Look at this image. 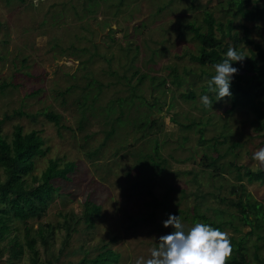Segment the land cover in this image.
Masks as SVG:
<instances>
[{
	"label": "rangeland",
	"instance_id": "rangeland-1",
	"mask_svg": "<svg viewBox=\"0 0 264 264\" xmlns=\"http://www.w3.org/2000/svg\"><path fill=\"white\" fill-rule=\"evenodd\" d=\"M229 7L227 0H0V119L8 117L2 133L11 141L21 125L43 136L47 153L35 158L25 177L30 184L52 160L60 168L76 163L67 180H52L60 191L45 215L28 224L11 218L10 237H18L24 250L11 260L6 251L1 264H75L95 257L105 243L120 253L117 264H136L151 256L161 235L175 230L163 224L169 213L179 215L186 230L199 221L229 238H245L250 264H263L254 253L259 244L264 257L256 235L264 230V183L238 180L229 163L264 168L254 158L264 138L248 109L229 110L230 98L215 101L211 93L213 107L203 106L210 79L203 69L214 74L215 65L191 57L200 45L188 24L204 31L205 9L220 21L233 18L240 36L239 25L246 24L249 37L264 45V20L234 17ZM241 47L248 55L254 48L245 40ZM189 92L195 97L184 96ZM45 111L60 114V124ZM149 118L156 120L153 128L143 127ZM201 128L207 142L200 140ZM235 141L240 144L233 148ZM157 142L159 164L139 167L146 155L155 156ZM205 153L217 157L215 165L206 164ZM234 186L241 209L232 205ZM87 198L101 204V214L92 228L81 218L65 242L64 214L81 216ZM197 205L208 219L194 217ZM27 237L36 240V254Z\"/></svg>",
	"mask_w": 264,
	"mask_h": 264
},
{
	"label": "trees",
	"instance_id": "trees-1",
	"mask_svg": "<svg viewBox=\"0 0 264 264\" xmlns=\"http://www.w3.org/2000/svg\"><path fill=\"white\" fill-rule=\"evenodd\" d=\"M229 1V10L231 14L236 17L241 15L243 19L248 21H262L264 20V1L263 0H227ZM262 1V4L259 2ZM223 3V2H221ZM251 4V5H250ZM228 10V9H226ZM204 23L206 29L202 31L200 26H197L194 22L188 24V28H191L195 34V38L199 41V52L193 54L191 57L194 61L200 65H215L223 57L226 56L227 49L230 45H234L237 50L243 52L241 44L243 40L247 44L254 46L251 49L250 55L244 53L246 56L244 60L233 62L235 66L239 68V72L235 74V78L231 85V91L233 95L230 98L231 105L229 110L234 111L236 108L248 109L253 114L251 119L254 130L261 134L264 138V45L262 43L255 42L249 37L250 29L244 23L239 26L244 29V36H240L238 25L234 23V19H228L226 22L218 20L212 11L205 9L204 11ZM210 77L213 75L207 70H204ZM137 74V73H136ZM175 79L178 78L174 73ZM139 82L144 79V75L139 77ZM177 84H181L178 79ZM176 82V81H175ZM209 83V82H208ZM208 83L204 88V92H208ZM7 83L1 85L7 86ZM213 94V93H212ZM211 95V93H210ZM187 98H194L195 92H189L184 94ZM213 97V95H211ZM133 97V96H132ZM23 114V112H18ZM45 116L54 121L57 125L60 124V114L54 112H44ZM8 117L0 119V166L4 168L6 178L0 180V264L3 260V256L6 251H10L13 258H18L23 253V244L18 237H10L13 231V227L9 224L11 218L15 217L28 224L29 219H40L47 212L54 195L60 191V188L55 186L53 179L63 178L68 179V175L72 173L76 168L74 161H68L62 168L59 167L58 160H52L49 166L42 173L40 178L34 176L35 183L30 184L25 178L28 176L35 167V158L37 156H43L47 153V148L44 147L45 140L40 134L39 130H31L24 132L21 125H17L13 131L14 136L11 141H8L5 135L2 133V125ZM116 120L120 121L119 117ZM115 120V121H116ZM143 127L153 128L156 120L143 121ZM201 133L200 140L207 142L203 135L204 128L199 129ZM225 137V133H221ZM221 137H214L217 140ZM226 140V139H225ZM222 143V141H220ZM240 142L235 141L233 148L239 146ZM212 148L217 149L216 145ZM155 156L146 155L142 161H139L141 168L145 167L148 163L152 166H157L159 162L155 159L159 156V143L155 145ZM236 155V154H235ZM224 155L219 154L218 158H222ZM206 164L213 166L216 164L217 157L210 156L208 153L204 154ZM163 161L166 162L164 159ZM231 166L236 168V178L243 181L247 178L249 182L264 183V168L253 169L245 163H238L231 161ZM163 169V168H162ZM219 169V168H216ZM154 172H156L154 170ZM157 174V172H156ZM243 183L240 185L243 192ZM233 193L235 197L231 198L232 205L242 208L240 202V194L236 191V187H233ZM199 206L194 207V217L205 220L208 219L205 213H202ZM102 206L96 201L86 199L84 202V210L82 215L73 211L66 212L64 214L65 224L67 228V240L72 235L73 231L78 230L77 225L80 223L81 218L87 223L88 227H94L95 218L101 214ZM75 225V226H74ZM26 236L30 234V227L26 226ZM257 238L264 242V230L261 233H257ZM10 238L6 245H2V242ZM243 237L236 238L231 237L232 252L227 260V264H250L247 258V247L244 244ZM36 240L30 238L26 240V244L31 250L37 253L35 250ZM256 251L254 257L257 260H261L264 264V257L260 255L261 245L255 244ZM264 248V247H263ZM101 251L95 256L90 258L85 255L75 264H117L121 255L119 252L112 249L108 243L100 246ZM262 258V259H261ZM4 264H12L10 261ZM49 264H53L50 262Z\"/></svg>",
	"mask_w": 264,
	"mask_h": 264
},
{
	"label": "clouds",
	"instance_id": "clouds-1",
	"mask_svg": "<svg viewBox=\"0 0 264 264\" xmlns=\"http://www.w3.org/2000/svg\"><path fill=\"white\" fill-rule=\"evenodd\" d=\"M245 57L234 45L228 47L226 56L215 64L208 92L200 97L205 108L213 107V97L209 93L215 95V101L233 95L231 85L239 72L233 62H242ZM254 158L264 164V148L256 151ZM163 224L175 230L161 235L159 246L152 249L151 256L148 259L140 256L136 264H227L232 244L228 234L219 227L197 221L186 230L179 215L174 213H169Z\"/></svg>",
	"mask_w": 264,
	"mask_h": 264
}]
</instances>
